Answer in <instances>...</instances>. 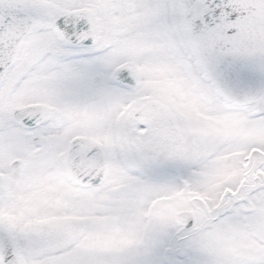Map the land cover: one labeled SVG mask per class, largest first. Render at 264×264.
Here are the masks:
<instances>
[{
	"label": "snow or ice",
	"instance_id": "1",
	"mask_svg": "<svg viewBox=\"0 0 264 264\" xmlns=\"http://www.w3.org/2000/svg\"><path fill=\"white\" fill-rule=\"evenodd\" d=\"M0 264H264V0H0Z\"/></svg>",
	"mask_w": 264,
	"mask_h": 264
}]
</instances>
